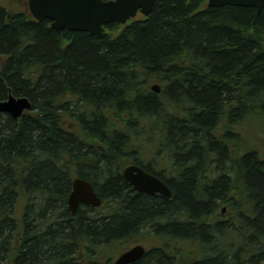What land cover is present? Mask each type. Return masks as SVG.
<instances>
[{
	"label": "trees",
	"instance_id": "1",
	"mask_svg": "<svg viewBox=\"0 0 264 264\" xmlns=\"http://www.w3.org/2000/svg\"><path fill=\"white\" fill-rule=\"evenodd\" d=\"M13 9L0 0V100L32 107L0 112V264H112L144 226L160 243L127 264H264V8L157 0L102 36ZM130 161L173 195L136 191ZM76 176L102 206L68 210Z\"/></svg>",
	"mask_w": 264,
	"mask_h": 264
},
{
	"label": "water",
	"instance_id": "2",
	"mask_svg": "<svg viewBox=\"0 0 264 264\" xmlns=\"http://www.w3.org/2000/svg\"><path fill=\"white\" fill-rule=\"evenodd\" d=\"M34 16L40 20L49 18L52 26L63 28L68 26L73 30L88 31L102 36L104 25L113 21L126 23L137 15L138 11L149 15L157 0H29ZM209 6H252L260 12L264 8V0H209ZM152 89L160 91L159 84H153ZM32 106L28 96L10 94L0 100V112L10 113L13 117H21ZM124 178L138 191L149 193L160 192L166 197L173 195V190L158 176L144 168L132 164L123 171ZM81 203H102L93 183L85 178L73 179V189L68 197V208L75 214ZM146 254V247L139 243L122 253L115 264L134 262Z\"/></svg>",
	"mask_w": 264,
	"mask_h": 264
},
{
	"label": "rangeland",
	"instance_id": "3",
	"mask_svg": "<svg viewBox=\"0 0 264 264\" xmlns=\"http://www.w3.org/2000/svg\"><path fill=\"white\" fill-rule=\"evenodd\" d=\"M1 3L3 4V5H5V6H11V7H13L14 9V11L16 10H22V7H23V5L20 3V1L19 0H1ZM12 9V8H11ZM154 82V80H152V82L151 83H153ZM264 126V125H263ZM259 133V135H257L256 134V139L257 140H259V144H262V148H264V130H262V132H258ZM159 168H160V170H162L163 169V164H160L159 165ZM168 168V167H167ZM170 170V169H169ZM223 206V205H222ZM221 206L219 207V210H221ZM218 210V211H219ZM221 214H219V215H217V218L215 217V219H218V220H226V219H228V220H230V219H236V216L234 215L233 216V214H232V217H229L228 216V209H227V211H226V213H223V212H220ZM233 219V220H234ZM239 219V218H238ZM140 230V235L136 238L137 240H139V241H142V242H146L147 244H148V247H149V249L151 250L154 246H156L158 243H160V239L159 240H157V237H158V235H156L155 233H154V231H153V229L151 228V226H148V227H143L142 229H139ZM231 236H233V237H235V235H231ZM230 242H227V244H229V243H231V241H233V239H231V240H229ZM149 242V243H148ZM177 242H179L180 243V245L178 246V248H180V247H182L181 246V242L180 241H175V243H177ZM190 243V244H189ZM183 247L185 248V249H189V247L190 248H192L193 247V245H192V243L191 242H187L186 244H184L183 245ZM191 251H194V250H191ZM120 253V252H119ZM201 252H200V256H201ZM201 257H203V256H201ZM201 257H200V259H201Z\"/></svg>",
	"mask_w": 264,
	"mask_h": 264
},
{
	"label": "flooded vegetation",
	"instance_id": "4",
	"mask_svg": "<svg viewBox=\"0 0 264 264\" xmlns=\"http://www.w3.org/2000/svg\"><path fill=\"white\" fill-rule=\"evenodd\" d=\"M22 3H23V5L24 6H26V10L29 12V0H20ZM30 13V12H29ZM50 23H51V21H50ZM65 27H67V28H69L68 26H65ZM65 27H63V28H65ZM69 29H71V28H69ZM73 30V29H72ZM81 31H83V30H81ZM86 32H88V31H86ZM89 34H91L90 32H88ZM137 163V162H136ZM137 164H139V162L137 163ZM141 164V163H140ZM139 164V165H140ZM142 165H144V166H142ZM141 166L142 167H144L146 170H148L147 168H146V166H145V164L143 163ZM157 194V193H156ZM87 206H90V205H87ZM128 249H130V248H128ZM128 249H125L124 251H122V252H120L117 256L119 257L123 252H125L126 250H128ZM186 253L188 254L189 252L188 251H186ZM195 255V254H194ZM194 255H192L193 257H192V259L194 258ZM187 257H186V259H185V261H186V263H188L189 264V261H187ZM130 263V262H129ZM127 264V263H126Z\"/></svg>",
	"mask_w": 264,
	"mask_h": 264
},
{
	"label": "bare ground",
	"instance_id": "5",
	"mask_svg": "<svg viewBox=\"0 0 264 264\" xmlns=\"http://www.w3.org/2000/svg\"><path fill=\"white\" fill-rule=\"evenodd\" d=\"M242 203V202H241ZM237 207V206H236ZM129 250V249H128ZM127 251V250H126ZM124 253V252H123ZM126 264V263H125Z\"/></svg>",
	"mask_w": 264,
	"mask_h": 264
}]
</instances>
